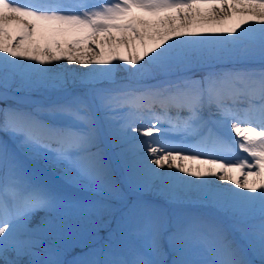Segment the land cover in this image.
<instances>
[{
    "label": "snow or ice",
    "instance_id": "snow-or-ice-1",
    "mask_svg": "<svg viewBox=\"0 0 264 264\" xmlns=\"http://www.w3.org/2000/svg\"><path fill=\"white\" fill-rule=\"evenodd\" d=\"M257 58L264 64V0H0V133L12 142L0 140V264H65L49 237L72 227L69 213L103 208L43 182L28 161L69 185L118 191L105 140L131 186L217 207L245 246L220 225L133 206L121 223L138 246L72 264H254L249 253L264 264V68L188 74ZM60 61L96 65L93 80L115 86L31 111L7 104L20 91L64 87L70 77L46 67ZM119 71L125 82L116 84Z\"/></svg>",
    "mask_w": 264,
    "mask_h": 264
},
{
    "label": "rangeland",
    "instance_id": "rangeland-1",
    "mask_svg": "<svg viewBox=\"0 0 264 264\" xmlns=\"http://www.w3.org/2000/svg\"><path fill=\"white\" fill-rule=\"evenodd\" d=\"M94 1L95 0H89L87 3L89 5H96ZM66 46L70 51L75 52L77 54L85 50L84 48H80V49L72 48L71 45H66ZM88 47H91V45H89ZM91 55H95V53H92ZM106 56H107V51H106ZM46 67H55L56 72L59 73L60 75L67 74L70 77L68 83L64 87H48L46 89L41 88L29 92L34 91L36 94L38 93L39 95L49 96L50 94H52L53 91L57 89L68 88L69 90L71 89L74 90L71 96V98H73L76 96H85L94 89H104L103 84L110 83L108 81H105L102 83V85H99L97 88L93 86L94 84L91 85L87 82L86 75L95 76L94 73H87L88 70L97 68L98 66L96 65L84 66V65H79L75 62L70 64L67 61H60L57 65H48ZM233 67L256 69L258 67L264 68V64L260 63L258 58L255 60H249L243 62L223 61V62L209 63V64L195 66L190 70L188 74L195 77H199L209 71L229 70L232 69ZM125 76L126 74L123 71L117 72L116 73L117 84L125 82L124 81ZM7 104L12 105L13 107L15 106L13 102L7 101ZM18 105L23 106V104H19V103ZM3 106H5L4 103L0 102V107ZM34 108L35 107H32V109ZM42 117L49 120L55 119L58 122H63V117L61 116L52 117L49 116L47 113H44L42 114ZM0 140H3L5 143L9 144V146L12 145L11 140L8 137L4 136L2 133H0ZM238 155H243V153H238ZM228 158L232 159L234 158V156H229ZM28 166L39 179H41L43 182L52 185L53 187L62 189L64 193L70 196L72 199L85 201L88 200L87 198H89L90 200V197L91 199H95V198L99 199L101 196L104 197V201L106 200L105 201L107 203L106 209L111 210V212L108 213L109 216L105 214V212H107L106 210L104 212L101 211L99 215H97L96 212L93 210L87 213L85 216H80L79 213H76L75 215L69 213L67 216L64 217L68 221V223L72 225V227L69 230L60 233L59 235L53 233L49 237L48 242L50 244L55 245L60 250L61 252L60 259H62L67 264H72L74 260H77L76 258H74L75 254H71V252L74 251L78 245H79L78 249L86 247V251H88L87 253H90L96 249H100L103 246L105 247V249L102 247L101 248L102 250L108 251L110 247V249L113 252L118 254H121V251H125L126 247L123 246H128V247L131 245L138 246V244L140 243V239L139 237L133 235V226L129 224L128 227L125 228L121 223L122 218L126 217L129 214V210L133 206H148L158 211H162L164 215L169 219V221H174L179 216H193L201 220L207 221L209 223L220 225L225 230L226 235L229 237L228 238L229 240L233 241L237 246H241V247L245 246V241L242 238L240 231L236 229L237 221L234 218L227 215L229 219V223H227V221L224 222L225 224L222 223L218 219L219 211L221 212L222 210H218L217 207L212 206L210 204H205L201 201L200 203H198L199 202L198 200L192 202L193 200L196 199L181 198L179 200L172 201L167 197L165 193L159 190H155V191L150 190L148 187H144L141 191H135L134 187L131 186L127 181L126 175L124 177H119L117 174L114 175V177H116L118 184L120 185V187H122L121 191H114L112 189L100 190V191L81 189L79 187L67 184L60 175L58 169L50 167L43 161H39V160L28 161ZM201 167L204 166L201 165ZM192 203H194L193 205L203 206L205 209H201V210L199 209L194 211L186 209V206H190L189 204ZM93 206H97V204H94ZM177 214H181V215H177ZM45 215H46L45 212L43 211L39 212L37 216L34 218V222L39 221ZM106 216H108L109 218L108 219L109 223L112 220L111 224H108L106 223V221L105 222L103 221L104 217ZM110 218L113 219L110 220ZM212 218H214V220H212ZM105 238H109L110 240L106 241ZM134 241H136V243H133ZM77 242L78 244L76 245L75 243ZM166 245H167V239L165 236V240H164L165 249H166ZM248 259L254 261V264H259L258 257H255L251 253L248 254Z\"/></svg>",
    "mask_w": 264,
    "mask_h": 264
},
{
    "label": "bare ground",
    "instance_id": "bare-ground-1",
    "mask_svg": "<svg viewBox=\"0 0 264 264\" xmlns=\"http://www.w3.org/2000/svg\"><path fill=\"white\" fill-rule=\"evenodd\" d=\"M101 2H95V4L96 5H99ZM257 70H259V69H261L260 67H258V68H256ZM93 79H97V77L96 76H87L86 75V80H87V82L89 83V84H91V85H98V84H102L103 82H105V80H103V78H101V79H99V80H93ZM17 98H23L22 100H24V101H29V100H31L33 97H32V95H31V92H17V93H15V95H14V99H16L17 100ZM58 104H63V102H59ZM58 104H53V105H58ZM114 147V146H113ZM114 149H116V151H115V153H116V157H117V161L121 164V166H120V169H121V174H123L124 176L126 175V173H125V170H124V167H123V164H122V161H121V159H120V157H119V155H118V153H119V149H117L116 147H114ZM183 163V162H182ZM205 167V166H204ZM170 171H175V169H172V170H170ZM111 172H112V180H113V184L118 188V191H121V189H122V187H120V185L118 184V182H117V180H116V178L114 177V174H113V171H112V167H111ZM226 184V186H230V185H228L227 183H225ZM134 187V190L135 191H141L144 187H142V188H137V187H135V186H133ZM150 190H158V189H156V188H154V187H152V186H147ZM115 191V190H114ZM194 201H197V200H193L192 202H194ZM199 201V200H198ZM198 203H200V201L198 202ZM218 209V208H217ZM218 210H220V209H218ZM222 212V211H221Z\"/></svg>",
    "mask_w": 264,
    "mask_h": 264
}]
</instances>
